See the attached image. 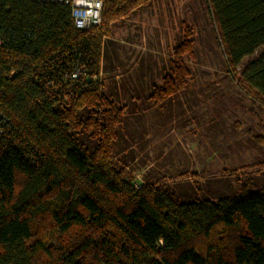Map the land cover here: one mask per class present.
Instances as JSON below:
<instances>
[{"label": "trees", "instance_id": "16d2710c", "mask_svg": "<svg viewBox=\"0 0 264 264\" xmlns=\"http://www.w3.org/2000/svg\"><path fill=\"white\" fill-rule=\"evenodd\" d=\"M102 1V25L79 30L65 4L0 0V264H264V192L179 202L114 162L127 114L106 92L111 25L152 0ZM201 1L233 82L264 105V0ZM182 30L146 112L190 88Z\"/></svg>", "mask_w": 264, "mask_h": 264}, {"label": "rangeland", "instance_id": "374dc122", "mask_svg": "<svg viewBox=\"0 0 264 264\" xmlns=\"http://www.w3.org/2000/svg\"><path fill=\"white\" fill-rule=\"evenodd\" d=\"M183 24L196 33L197 59L187 62L190 88L146 112ZM111 32L107 46L115 59L106 60V92L127 114L114 147V162L125 167L127 179L136 188L158 186L179 202L217 203L244 184L264 192V105L233 82L204 3L152 0L112 24Z\"/></svg>", "mask_w": 264, "mask_h": 264}, {"label": "built area", "instance_id": "2783aa9c", "mask_svg": "<svg viewBox=\"0 0 264 264\" xmlns=\"http://www.w3.org/2000/svg\"><path fill=\"white\" fill-rule=\"evenodd\" d=\"M65 4L71 9L74 26L79 30H88L102 25V0H35ZM1 43V41H0ZM76 77V75H74Z\"/></svg>", "mask_w": 264, "mask_h": 264}]
</instances>
